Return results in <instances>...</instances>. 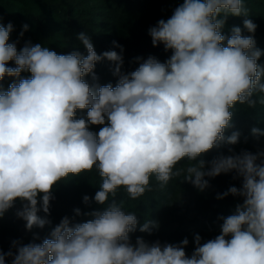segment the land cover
<instances>
[{
    "label": "clouds",
    "instance_id": "1",
    "mask_svg": "<svg viewBox=\"0 0 264 264\" xmlns=\"http://www.w3.org/2000/svg\"><path fill=\"white\" fill-rule=\"evenodd\" d=\"M248 15L245 0H183L170 18L148 29L153 47L163 44L170 57L164 62L137 57L139 67L127 73L121 71L122 54L98 55L84 32L78 39L86 56L57 54L30 41L17 50L8 42L13 24L0 22V81L31 74L6 91L0 86V218L19 199L16 215L25 228H43L50 221L38 212L50 213L54 187L93 168L101 178L94 201L107 203L103 211L87 213L93 218L86 222L73 224L65 216L42 243L13 240L16 252L0 250V264L6 257L11 264H264V151L237 154L229 148L230 155L200 158L222 142H239V132L225 136L232 108L264 105V66L254 35H244L238 26L228 36L221 32L229 16ZM243 28L254 34L257 25L246 18ZM105 59L115 64L116 86L90 85L84 77L96 80L95 66ZM77 110H87L86 118H77ZM90 125L104 126L96 133ZM251 133L264 136L257 127ZM185 160L186 168L177 167ZM232 172L234 179L242 178L241 186L216 198L232 195L242 203L221 217L215 238L202 243L196 234L190 256L188 238L162 244L137 237L132 244L129 234L138 219L114 199L121 187L136 200L152 190L151 178L162 189L183 175V182L203 192L210 187L206 178ZM89 200L83 197L85 204ZM158 228L148 219L139 231Z\"/></svg>",
    "mask_w": 264,
    "mask_h": 264
},
{
    "label": "trees",
    "instance_id": "2",
    "mask_svg": "<svg viewBox=\"0 0 264 264\" xmlns=\"http://www.w3.org/2000/svg\"><path fill=\"white\" fill-rule=\"evenodd\" d=\"M182 3L183 0H0V22L4 25L9 22L13 24L8 42L15 43L17 50L30 41L32 44L40 43L57 54L79 51L86 56L87 51L78 39L79 33L84 32L90 37L98 55L105 51L122 54L124 64L121 71L127 73L139 67L137 57L147 59L152 55L161 62L170 57L171 51L166 52L163 44L153 47L148 29L160 19L170 18L174 9ZM245 6L249 9V15L229 16L221 32L228 36L231 29L238 26L244 35H254L256 48L262 52L258 63L264 66V0H245ZM246 18L257 25L254 34L243 28V20ZM25 24L28 25L26 31L23 29ZM21 32L23 36L20 35ZM113 41L123 46L122 53ZM8 66L15 67V64L9 62ZM114 69L115 64L105 59L95 66L96 80H93L91 74L84 79L90 85L111 84L115 87L118 76L114 74ZM30 75L29 72H22L19 78L6 76L0 81V86L6 91L9 84L18 82L20 78H29ZM261 82L264 83V76ZM253 99H258V96ZM86 111L77 110V118H86ZM231 111L232 127L225 131V136L234 131L239 132V142L235 145L222 142L200 158L211 161L219 155H230L229 148L237 154L241 150L253 154L264 151V136L257 138L251 133L253 127L264 131V105L257 103L254 108H249L247 105L237 104ZM103 126L90 125L89 130L98 133ZM177 167L186 168L187 161H181ZM234 176L235 173L232 172L206 178L209 179L210 187L203 192L191 183L183 182V175L173 178L162 189L153 177L150 180L152 190L136 200L130 199L121 187L114 199L118 203L123 201V210L135 213L138 219L137 230L129 234L132 244H135L137 237H142L148 243L159 240L162 244L179 243L188 238L189 244L185 250L190 256L195 247L194 236L199 234L202 243L215 238L220 234L223 223L221 217L234 214L236 205L242 203L241 197L232 195L224 199L216 198L232 186H241L242 178L234 179ZM100 183L101 178L95 168L80 176L70 175L60 181L53 189L54 199L50 202V213L45 214L42 210L38 212L39 216L45 217L50 223L43 228L34 226L30 231L25 228V221L16 215L22 208L21 201L17 199L14 206L0 218V250L7 253L11 249L15 253L16 249L12 248L13 240L26 245L50 239L52 229L65 216L73 224L92 219L87 213L103 211L107 206V203L99 205L94 201ZM85 195L90 198L88 204L83 202ZM111 199L113 198L110 197L108 203ZM76 209L80 210V215L76 214ZM148 219L159 224V228L153 229L151 234L139 231V227ZM11 259L6 257V264H11Z\"/></svg>",
    "mask_w": 264,
    "mask_h": 264
}]
</instances>
